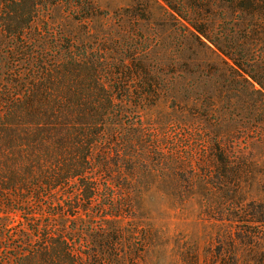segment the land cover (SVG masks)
Returning a JSON list of instances; mask_svg holds the SVG:
<instances>
[{
  "label": "trees",
  "instance_id": "trees-1",
  "mask_svg": "<svg viewBox=\"0 0 264 264\" xmlns=\"http://www.w3.org/2000/svg\"><path fill=\"white\" fill-rule=\"evenodd\" d=\"M178 123L203 135L195 161L157 139ZM236 137L264 142V0H0V264L195 245L127 216L159 187L198 190L203 220L225 227L179 263L264 264V156L228 150ZM122 172L153 181L117 192Z\"/></svg>",
  "mask_w": 264,
  "mask_h": 264
},
{
  "label": "rangeland",
  "instance_id": "rangeland-1",
  "mask_svg": "<svg viewBox=\"0 0 264 264\" xmlns=\"http://www.w3.org/2000/svg\"><path fill=\"white\" fill-rule=\"evenodd\" d=\"M128 1L129 0H96V4H98L102 9L108 8L113 10L116 7L126 5ZM143 124L146 125L148 122L143 120ZM188 128H191L189 127V123H178L176 126H170L166 134L161 137L163 138V141L159 137L157 139L159 140L160 145L164 146L165 151L171 150L175 153H179L183 157L194 159L195 161L200 154L198 149L202 143V133L189 131ZM150 136L152 138L156 137L154 133H151ZM252 137H256V135H252ZM245 139H247V141H245ZM223 143L225 147L231 151H236L237 147H239V149L243 148L245 151L244 153H250L256 157L264 156V142H259L256 138L251 140L249 138L236 137L232 143L230 140H223ZM153 157L154 154H151L149 158H146L145 156V160L149 159L146 161V165L148 167L157 166V164H155L152 160ZM134 165H137L140 169L142 167L148 169L146 165H142L141 163H136ZM120 171H122V169ZM180 175H183L184 179H188L189 182L192 179L186 172L181 171ZM152 181L153 177L151 176H131L126 174V172H122L120 174H115L113 185L114 189L119 192L126 184L132 185L134 189L136 185L141 187V185L145 182L149 183ZM166 181L167 183L165 182V184H168L169 182L171 183L170 178L166 179ZM181 183H184L183 179L181 180ZM168 189L171 188L168 187ZM162 191L161 187L157 189L152 188L151 191L146 194L141 193L136 197V199L135 195L132 194L133 199L136 201V207L133 208L134 213L132 215L128 214L127 216L131 219H135L136 217L135 222L137 218L140 217V223H148V219H150L151 223H153V225L161 231V238L164 237V239L169 242H171L172 238L175 240L185 238L184 240L189 244H195L199 248V251H202L206 247V236L210 232L211 228L216 227L221 230L225 228L223 223L219 224L213 222L214 225H212L211 220V223L203 220L201 215L202 210L199 204L200 195L198 190L194 195H192L194 197H190L184 190H182L179 195L176 193L172 194V189L171 191L168 190V194H165ZM181 200L185 202H181ZM123 213H130V211L126 212L125 210ZM195 245H178V243L176 245H170V243H168L165 246H161L162 248L158 245L146 254L141 253L140 249H142V245H136L135 248L138 249V255H144L142 257L143 260L141 259L139 264H152L154 261L158 264H181L178 261L181 248L184 250L185 247H194ZM199 263L202 264V261L200 260ZM204 264H207V262Z\"/></svg>",
  "mask_w": 264,
  "mask_h": 264
}]
</instances>
